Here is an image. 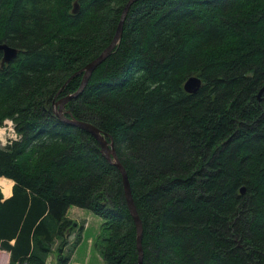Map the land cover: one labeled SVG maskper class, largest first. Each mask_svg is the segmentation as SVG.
<instances>
[{
    "label": "trees",
    "instance_id": "1",
    "mask_svg": "<svg viewBox=\"0 0 264 264\" xmlns=\"http://www.w3.org/2000/svg\"><path fill=\"white\" fill-rule=\"evenodd\" d=\"M127 1L0 0V43L16 49L0 65V125L19 135L0 147L7 264H45L53 244V264H66L69 206L102 220L104 264H137L119 170L53 112ZM62 110L111 141L141 224L140 264H264V0H132Z\"/></svg>",
    "mask_w": 264,
    "mask_h": 264
},
{
    "label": "water",
    "instance_id": "2",
    "mask_svg": "<svg viewBox=\"0 0 264 264\" xmlns=\"http://www.w3.org/2000/svg\"><path fill=\"white\" fill-rule=\"evenodd\" d=\"M132 0H128L122 11L120 14V19L115 27V31L113 34V37L111 39V41L109 42V44L101 51V53L96 56L93 60H91L90 62H88L84 67H83V73H82V77H81V81L80 84L77 88V90L70 94L67 95L65 98L60 99L59 101H57L55 103V106L53 107V112L55 114L56 117H58L60 120L71 123L85 131H87L90 135H92V137L97 141L98 145H99V151L102 153V155L104 156V158L109 161L111 164H113L120 172L121 175V180H122V187H123V195L125 198V202L128 208V211L130 213V215L132 216L134 225H135V230H136V248H137V253H138V258H137V264H140V259H141V247H140V235H141V224L139 221V218L137 216V213L135 211L134 205H133V201L130 195V191H129V185H128V181H127V177L125 175L124 169L121 166V164L118 162L116 155L113 151L112 148V143L110 140H107L100 132L99 130L94 127L93 125L86 123V122H82V121H78L75 120L73 118H66L63 115V103L68 100L71 96H73L76 92L80 91L82 89V87L84 86L86 80L88 79L91 71L93 70V68L100 63L105 56H107L109 54V52L111 51V49L113 48L114 44L116 43V41L119 39L120 36V29H121V21L125 15V12L127 10L128 4L131 2ZM77 9V5L75 2H73V8L71 10V12H75ZM0 50L2 52L1 58H0V65L4 62H8L11 58H13L15 56L16 53V49L12 48L8 45H6L5 43H0ZM200 84V80L195 77V76H189L186 81H184L183 83V88L185 91L187 92H192L195 91L198 86ZM56 104H58V107L56 106ZM56 107V108H55ZM24 264H34L31 262H27Z\"/></svg>",
    "mask_w": 264,
    "mask_h": 264
},
{
    "label": "rangeland",
    "instance_id": "3",
    "mask_svg": "<svg viewBox=\"0 0 264 264\" xmlns=\"http://www.w3.org/2000/svg\"><path fill=\"white\" fill-rule=\"evenodd\" d=\"M3 139H5V135ZM2 145L3 144L0 142V146ZM70 214H73L76 225L64 253H70V251L74 249L73 256L76 264H104L97 247L94 246V241L101 223L100 217L82 208H80V211L73 213L70 211L69 215ZM83 223L87 224L85 228L82 227ZM78 232L79 239L76 241L75 234ZM55 245L56 244H53L51 246V251L49 252V258L52 263L56 259ZM1 260L2 258H0V264H2Z\"/></svg>",
    "mask_w": 264,
    "mask_h": 264
},
{
    "label": "crops",
    "instance_id": "4",
    "mask_svg": "<svg viewBox=\"0 0 264 264\" xmlns=\"http://www.w3.org/2000/svg\"><path fill=\"white\" fill-rule=\"evenodd\" d=\"M11 185H12V181L10 179L5 178V177H0V193H1L2 199L7 198L10 195V193H11ZM6 187H8V192L7 193L4 192V188H6ZM70 211H71V213L77 212V211H80V208H78L76 206H69L67 208V210H66V216L75 223L73 214L69 215ZM75 225H76V223H75ZM86 226H87L86 223L82 224L83 228H85ZM71 234L68 236V243L70 242ZM73 252H74V249H72L70 251L69 259H68L66 264H76L75 261H74ZM49 255L50 254L48 253L47 256H46L45 264H53L51 262V259L49 258ZM0 258H2V260H1L2 264H7L8 253L6 251H4V250H0Z\"/></svg>",
    "mask_w": 264,
    "mask_h": 264
},
{
    "label": "built area",
    "instance_id": "5",
    "mask_svg": "<svg viewBox=\"0 0 264 264\" xmlns=\"http://www.w3.org/2000/svg\"><path fill=\"white\" fill-rule=\"evenodd\" d=\"M4 131L3 132H5V130L7 131L6 132V141L7 142H10V141H12V140H15V139H17L19 136L14 132V130H13V125H12V123L10 122V121H6V122H4V126L3 127H1Z\"/></svg>",
    "mask_w": 264,
    "mask_h": 264
},
{
    "label": "bare ground",
    "instance_id": "6",
    "mask_svg": "<svg viewBox=\"0 0 264 264\" xmlns=\"http://www.w3.org/2000/svg\"><path fill=\"white\" fill-rule=\"evenodd\" d=\"M1 133H2V128L0 127V137H1Z\"/></svg>",
    "mask_w": 264,
    "mask_h": 264
}]
</instances>
